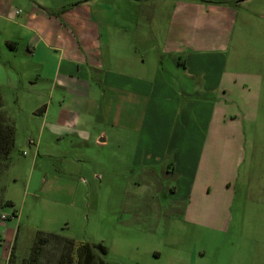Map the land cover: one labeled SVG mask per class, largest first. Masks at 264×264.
<instances>
[{
    "label": "rangeland",
    "instance_id": "obj_1",
    "mask_svg": "<svg viewBox=\"0 0 264 264\" xmlns=\"http://www.w3.org/2000/svg\"><path fill=\"white\" fill-rule=\"evenodd\" d=\"M87 1L64 0V10ZM179 1L184 0H97L95 7L100 2L102 9L105 4L114 11V26L164 32L174 25ZM190 1L231 10L226 11L228 23L225 11L198 12L189 19L214 33L228 25L216 46L229 80L221 100L236 125H228V141L209 150L212 173L201 177L190 200L178 199L170 195L176 175L162 169L145 172L132 164L135 133L118 131V138L127 139L122 146L39 133L41 120L29 109L34 92H43L45 83L39 81L28 93L25 88L10 91L5 105L16 136L0 178L4 200L12 202L0 214L17 231L9 264H22L37 239L51 234L73 241L76 250L84 244L104 246V256L93 251L105 264H264V0ZM140 57L146 63L154 59L141 48L134 52V63ZM161 60L164 76L173 80L169 58ZM58 93L44 98L52 103L49 121H55L59 104L64 108V100L56 101ZM116 100L120 106L122 99ZM139 116L138 110L132 113L133 130ZM28 139L39 143L33 161L36 150ZM68 253L66 241L50 238L38 264H69Z\"/></svg>",
    "mask_w": 264,
    "mask_h": 264
},
{
    "label": "crops",
    "instance_id": "obj_2",
    "mask_svg": "<svg viewBox=\"0 0 264 264\" xmlns=\"http://www.w3.org/2000/svg\"><path fill=\"white\" fill-rule=\"evenodd\" d=\"M96 1L64 10V0H0L2 112L13 124L5 97L18 88L28 93L42 81L43 92H34L29 109L30 115L41 120L39 133L48 130L49 136L64 135V140L122 146L127 139L118 138V133L133 132L132 164L145 172L162 169L176 175L170 195L190 200L201 177L212 173L209 150L228 141V125L236 124L235 118L226 116L221 100L229 80L216 46L225 39L228 25L214 33L212 28L191 25L189 19L198 12L225 11L228 23L226 11L231 10L179 1L174 25L162 32L114 26L115 12L105 4L102 9L100 2L96 8ZM139 48L152 52L154 59L146 63L140 57L134 63ZM164 56L170 60L173 80L164 76ZM57 90L56 101L64 100V108L59 104L55 121H49L52 103L44 98L48 95L52 100ZM136 110L140 116L133 130L131 116ZM233 133L240 136L237 129ZM15 136L14 128V141ZM28 144L36 150L33 161L39 143L28 139ZM0 191L1 200L9 201L4 200L1 185ZM7 219L0 220L2 264L9 263L17 236L5 224Z\"/></svg>",
    "mask_w": 264,
    "mask_h": 264
},
{
    "label": "trees",
    "instance_id": "obj_3",
    "mask_svg": "<svg viewBox=\"0 0 264 264\" xmlns=\"http://www.w3.org/2000/svg\"><path fill=\"white\" fill-rule=\"evenodd\" d=\"M14 142V127L9 119L2 112V104L0 101V177L3 172L8 168L9 155L11 153ZM4 206L12 207L11 202H3L0 198V209ZM12 218L16 217L15 211L12 212ZM50 238H54L57 241H66L69 247L68 257L70 259L69 264H105L102 260H98L94 254V249L104 256L106 255V248L102 245L89 246L88 244L81 245L79 250H76L73 241L64 240L58 235L51 234ZM49 238V239H50ZM47 238H38L34 243L30 256L25 259L22 264H38L39 258L42 254V247L48 243ZM12 255V254H11ZM9 264V263H8Z\"/></svg>",
    "mask_w": 264,
    "mask_h": 264
},
{
    "label": "built area",
    "instance_id": "obj_4",
    "mask_svg": "<svg viewBox=\"0 0 264 264\" xmlns=\"http://www.w3.org/2000/svg\"><path fill=\"white\" fill-rule=\"evenodd\" d=\"M5 219H6V217H5V216H3V215H2V216H0V220H1V221H4Z\"/></svg>",
    "mask_w": 264,
    "mask_h": 264
}]
</instances>
